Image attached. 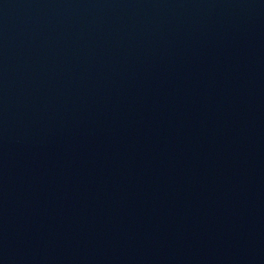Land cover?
<instances>
[{"label": "water", "instance_id": "obj_1", "mask_svg": "<svg viewBox=\"0 0 264 264\" xmlns=\"http://www.w3.org/2000/svg\"><path fill=\"white\" fill-rule=\"evenodd\" d=\"M0 264H264V0H0Z\"/></svg>", "mask_w": 264, "mask_h": 264}]
</instances>
